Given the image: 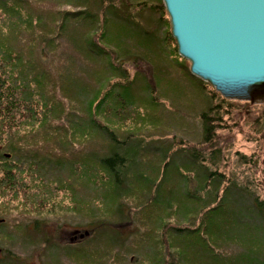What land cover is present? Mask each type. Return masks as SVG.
I'll use <instances>...</instances> for the list:
<instances>
[{"label":"trees","instance_id":"obj_1","mask_svg":"<svg viewBox=\"0 0 264 264\" xmlns=\"http://www.w3.org/2000/svg\"><path fill=\"white\" fill-rule=\"evenodd\" d=\"M123 2L0 0V157L5 158L0 164V264H31L22 252L31 248L44 252L46 264H264V200L208 168L196 151L194 164H180L187 153L183 145L161 132L146 138L132 125L135 113L146 115V104L156 106L142 71L143 84L136 85L141 74L130 80L121 70L123 60H152V50L134 45L141 42L135 43L134 32L126 28L145 14L160 20L159 26H168L169 19L162 0ZM119 17L123 22H112ZM168 36L167 50L174 42ZM162 55L177 56V48ZM208 114L212 111L201 116V138L213 148L217 120ZM150 150L163 165L152 164L148 172ZM34 157L44 162L40 176L58 175L60 185L49 191L54 197L45 198L43 191L34 196L27 187L15 190L10 159L32 170ZM193 174L199 182L192 191ZM47 179L42 185H50ZM58 188L67 191L69 202L59 198ZM84 193L85 200L79 199ZM12 212L22 218L11 219ZM52 218L84 225L89 233L63 242L59 224L48 223ZM105 218L130 225L112 226ZM146 222L152 233H146ZM131 225L144 230L151 245L150 257L132 252L134 263L126 262L118 248L139 236L127 232L123 239L120 231ZM106 229L112 234L103 233ZM243 231L253 241L249 247L241 240Z\"/></svg>","mask_w":264,"mask_h":264},{"label":"rangeland","instance_id":"obj_2","mask_svg":"<svg viewBox=\"0 0 264 264\" xmlns=\"http://www.w3.org/2000/svg\"><path fill=\"white\" fill-rule=\"evenodd\" d=\"M123 1L124 4L127 3L130 5L136 4L135 2L139 0ZM156 1L157 0H152L154 4H156ZM63 8L70 9V7L67 5H64ZM121 10H123L122 6ZM128 14H132V12L127 13V15ZM119 18L121 19L112 20V22H123V17ZM159 23L160 20L158 22V20H155L154 17L150 18L148 14H145L144 17L137 21L138 25L136 24L135 26L126 28L127 30H132L134 32V42L135 39H138L141 42V44H137L135 42L136 44L134 45L140 48L143 47L145 52L147 50L148 53L150 50H152V52L150 51L152 53L150 56L152 60L149 62L146 60H141L137 63H133V59H128L127 62L123 60L121 70H124L129 74L130 80L134 77L136 78V74H141L142 71L143 75L147 77L145 81H147L149 86L152 88L151 94H153L152 98L155 102L154 105L156 106V108H153L154 106L146 104L149 106H145L146 115L141 117V113H135L133 115L134 118L132 120V125H138L139 128L144 132V134L141 136L146 138H150L152 135H157L159 132H161L163 133L161 135L162 138L174 139L177 146L183 145L187 153L183 155L182 159L179 161L180 164H194L195 162L191 158V153L192 151H196L202 160L205 159L207 161L205 165L208 168L211 170L218 169L219 173H224L231 180H234V182L240 184L241 188H249L254 195L259 197L261 200H264V105L225 99L210 84L192 75L191 63L188 60L181 58L178 53L177 43L172 36L170 20L168 26L164 24V22L159 26ZM154 30H156L155 33ZM145 31L147 34L149 32V35H153V33L154 35L144 36L143 34H140L141 32ZM168 35H170L174 40V42L171 43L169 47L167 46L169 50H167L164 46V42L167 41L169 37ZM175 47L177 48V56L170 55L169 58H161L164 57L162 52L167 54L168 52L174 50ZM165 59L168 61V63L165 61ZM179 66L183 67H180L181 69H179ZM166 68H170L169 71L165 70ZM84 78L86 77L84 76ZM142 78L143 77L141 74L140 77L134 80V83H136V85L143 84L141 83ZM209 110L212 111L211 115L208 114L209 120H217L214 125L216 127L214 136H216L211 138L210 141L212 144L215 143V147L213 148H211L210 143L203 144V139L201 138V116L203 113H208ZM136 115H138V117H136ZM151 116H153V118H151ZM155 118L157 119V123L155 125L151 124V121H148ZM88 145L94 147L96 146L94 142H90ZM217 150H219V152H217ZM149 153V156L152 157L153 155V157L147 163L146 171L151 172V168L149 166L152 164H157L156 166L158 168V164H160L161 167L163 165V159L157 161L155 159L154 152H151L150 150ZM38 158L39 157H34L35 160L32 170L27 168V163L21 164L14 158L10 159L8 164L15 168L14 172L16 173L13 180V186H15V190H17L18 187L30 188L32 191H34V193L30 194H34V196L39 194L40 191L47 192L48 195H46L45 198L48 199L52 196L54 197V194L56 193L51 194L49 191L53 188H57L60 185V181L56 172H52L47 176H43L42 174L40 176L39 171L41 170V167L39 168V166L44 162L40 161ZM4 159V157H0V164H5ZM172 163L173 161L170 159V166ZM169 169L171 168L169 167ZM191 171L193 173L194 171L198 172L197 162L196 166ZM155 174L157 175V173ZM1 175L2 173L0 172V178ZM159 176H161V174ZM193 176L195 175L193 174L191 176L192 179L190 180L189 184V188L192 191L195 190L197 187V182H199V177ZM41 177L44 179L48 178L46 182H49L50 185H42L41 182L43 178ZM166 178L167 181L164 183V186L168 183L167 174ZM60 191L61 193H59V198L64 197L66 201H63L65 203L69 202L70 199L66 198L65 196L67 191L61 189ZM85 194L86 193L81 195L82 198L79 196V199L85 200ZM15 199L16 198L14 197V200ZM56 200L59 201L61 199ZM137 211H133V213L137 214ZM11 214V219L17 220V218H22V216L17 217V213L12 212ZM136 218L139 219V216L137 215ZM51 220L54 222H48L50 225L54 226L55 224L56 226L59 224V226H57V234L60 235V238L63 242H71L73 238H76L77 236L83 237L89 233L88 229L84 227V225L78 228L74 227V223L70 224L66 222V225L63 223L66 220L64 221L63 219L57 221L55 218H52ZM104 220H107L110 224H112V226H114V224L118 225L119 223L122 226L130 225L126 221L121 223L119 221H113L111 218H105ZM130 221L132 224L135 223V221L132 219H130ZM130 227V229L127 228L120 231L122 232L121 236H123V239L126 237L124 233L127 232L134 233L136 231L139 233V236L136 235L131 237L127 242L126 247L124 244H121L120 247L117 245V247L121 251V257L124 258L126 262L132 261L134 263L136 257L138 256L146 255V258L150 257L151 254L149 252L151 245L147 241L148 235L145 234L144 230L138 232V228H135L132 225ZM145 230L148 234L152 233L153 229L150 228L149 222H146ZM106 231L107 232L103 233H107L109 235L112 234V232H109V229H106ZM241 234L245 236V238L241 240L245 241H243V243L247 244V247L253 244V241L249 238L246 232L243 231ZM150 235L152 236V234ZM246 239L248 241H246ZM139 244L143 247V249L142 247L138 246ZM146 244L148 245L146 246ZM230 249L233 252H236L237 250L234 245ZM22 252L27 253L25 254L26 256L30 255L28 261L31 264L47 263V260L43 261L42 259L44 252L40 248H31L28 250L24 249ZM132 252H134L136 257ZM132 257H135V259ZM167 257L170 258V255H167Z\"/></svg>","mask_w":264,"mask_h":264},{"label":"water","instance_id":"obj_3","mask_svg":"<svg viewBox=\"0 0 264 264\" xmlns=\"http://www.w3.org/2000/svg\"><path fill=\"white\" fill-rule=\"evenodd\" d=\"M191 74L225 99L264 105V0H162Z\"/></svg>","mask_w":264,"mask_h":264}]
</instances>
